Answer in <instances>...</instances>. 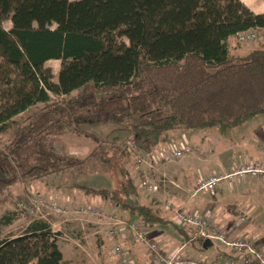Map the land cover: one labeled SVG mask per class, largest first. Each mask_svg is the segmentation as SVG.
Here are the masks:
<instances>
[{
  "label": "trees",
  "instance_id": "16d2710c",
  "mask_svg": "<svg viewBox=\"0 0 264 264\" xmlns=\"http://www.w3.org/2000/svg\"><path fill=\"white\" fill-rule=\"evenodd\" d=\"M251 28H264V13L241 0H0V139L10 138L0 140V199L20 182L72 177L71 187L111 201L140 229L173 224L188 242L170 212L141 202L124 165L120 191L76 182L108 176L110 148L126 160L133 148L90 134L98 149L79 158L50 139L111 124L110 134L130 132L152 151L190 130L225 134L264 115V44L231 51V39ZM50 60L61 62L57 80ZM57 235L33 221L0 238V264H83L65 258Z\"/></svg>",
  "mask_w": 264,
  "mask_h": 264
},
{
  "label": "rangeland",
  "instance_id": "374dc122",
  "mask_svg": "<svg viewBox=\"0 0 264 264\" xmlns=\"http://www.w3.org/2000/svg\"><path fill=\"white\" fill-rule=\"evenodd\" d=\"M10 26V22H5V27L9 28ZM236 39L239 42L238 38ZM237 41L233 42V55L245 54L247 51L259 45L257 42L238 43ZM60 63L59 60H50L47 62V66H50L56 74L55 80H57ZM112 129L113 126L107 124L96 126L93 129L87 128V133L85 134H79L76 130H68L62 136L52 137L50 139V145L57 151L79 158H84L98 149L97 146L99 141H96L90 134L99 136V139L108 135L109 138H107L105 142L106 147L108 142L117 138V145H127L135 151L133 155H130V159L128 158V160H126V158H121L119 152L116 151L115 153V150L110 148V155L112 156H110L111 158L109 159L114 161V166H111L109 171H107L109 172L108 176L106 173L92 175L87 179L81 177L80 179H76L77 183L107 188H110L112 185L115 189H118L117 191H120L119 184L124 178H121L117 173H119L120 167L124 165L125 169L130 171L131 176L135 178L136 184L139 186L140 179L137 170L129 169L128 165L136 153L146 149L142 141L132 140L131 137L133 136H131L130 132L116 131L110 134L109 132ZM9 139L10 138L6 135L2 136L0 140L5 142ZM185 139L192 145L193 152L175 162L159 167L158 170L153 171L154 173L152 176L157 180L165 177L168 181H174L172 177L164 173V169L173 176V173H176L179 165H190L192 169H196V176L190 177L191 187L188 189H180L177 188L176 185L170 186L168 181L164 183V188H162L160 193H152L139 187L141 202L146 204L151 203L158 209L164 211L166 203L168 201H173L176 195L175 192L180 191V193H177L179 197L191 201L189 202V206L192 208L191 210L200 212L210 210L219 221L218 223L220 225H218L220 227L229 226L231 229L232 224L238 221L239 229L247 224H253L255 225L254 228H256L258 216L262 212L264 213L263 174L257 176L245 175V177L236 175L232 178H227L223 180L213 192H196L198 188L196 181L198 178L212 175V173L222 175L233 173L244 160H259V163L264 164L261 162L263 159L262 156H260V144L264 140V115L255 116L242 125V127L227 130L225 134L216 128L213 130H190L189 137ZM260 141L262 142L257 145L256 142L259 143ZM112 142L116 144L114 141ZM130 143L132 146H130ZM167 145L168 143H159V146L152 149V151L160 150ZM243 148L245 149L244 151L242 150ZM61 179L60 175L53 174L47 177V180L20 182L13 186L5 198L3 200L0 199V238L3 239L12 235H20L33 221L46 220L51 224L52 232L58 233V247L66 253L67 257L76 259V256L79 255L76 250L82 251V248L78 247L74 240L84 239L85 241H91L93 240L95 232L98 233L102 231L112 240V247L111 249L108 247V251L110 254L113 253L112 250L115 245L113 242L115 238L108 235V230L111 228L110 224L112 221L106 217L98 216V218L95 215H80L73 213V211L77 209L94 207L103 211L106 215L112 216V214H114L113 205L112 207L110 206L112 202L103 198H99L100 200L94 199L87 201L86 199H93L94 197L90 198L91 195L86 194L84 190L78 187H71L70 184L74 183L72 177L69 178V183L66 182L68 179ZM46 181H49L52 186ZM229 207L240 208V212L244 214H240L239 211H237V214ZM64 210H67L68 213L64 212ZM243 210H245V212H243ZM6 215L11 218V224L7 225L6 218H3ZM116 215L129 219V215L124 214L123 210H119V213L116 212ZM241 217H245V220L241 221ZM93 218H98L100 221H103V223L99 225L97 229L88 230L86 228V223L87 225L91 224L90 220ZM168 218L171 219V216L169 215ZM259 222L260 224H264L262 219L259 220ZM165 228L168 238H171V234L175 232L179 236H184L173 224H165ZM233 228L232 231L235 230V228ZM122 232L124 233V231ZM124 234L126 236L121 235L115 242H120L131 251V246L135 245V239L132 238L134 235L133 233H131L132 236H130L129 233ZM155 239L162 241L160 238ZM159 240L157 241L159 242ZM189 241L191 240L189 239ZM165 243L168 244L166 240ZM216 245H218L217 242L215 246ZM167 246L169 247V245ZM141 247L146 251L144 246ZM199 251L201 252L202 250L199 249ZM166 252L168 254H173L176 251L169 253L168 250ZM194 252H198V250L194 249ZM112 255L113 254H111V256ZM112 260L114 262L116 261V264H118V258L116 256L113 255Z\"/></svg>",
  "mask_w": 264,
  "mask_h": 264
},
{
  "label": "built area",
  "instance_id": "2783aa9c",
  "mask_svg": "<svg viewBox=\"0 0 264 264\" xmlns=\"http://www.w3.org/2000/svg\"><path fill=\"white\" fill-rule=\"evenodd\" d=\"M242 43L245 42H264V28H251L250 30L241 32L237 36ZM130 146L132 144L130 143ZM261 154L264 157V143L261 144ZM193 152V147L186 139L178 142H171L167 146L157 151H142L134 155L128 168L137 170L140 179L139 187L146 189L152 193H160L164 188V183L168 181L165 177L154 179L153 171L159 169L163 165L175 162L184 156ZM264 175V164L253 160H244L237 170L227 175L213 174L207 177H201L198 181L196 192H213L219 184L236 175ZM170 186L176 185L175 181H168ZM178 187V186H177ZM165 210L172 213V221L175 226L183 228L187 231L190 240L210 239L214 245H221L224 248H231L237 255L242 258V264H264V248L257 243L256 240L244 237L233 238L228 232L230 229H222L213 220L208 212H200L187 210L175 203L168 201L165 205ZM61 211V210H59ZM64 212L68 213L67 210ZM73 213L80 215H92L96 217H106L112 221L111 228L108 230V235L113 238H120L124 233H133L134 239L146 245V249L153 264H207L196 258L185 255L181 249L173 254H168L164 251L162 244L155 239H150L147 230H142L139 227V220H129L117 216L116 214L106 215L103 211L94 207L82 208L74 210ZM114 213H116L114 211ZM98 217V218H99ZM245 217H241L244 221ZM124 231V233L122 232ZM59 236V235H58ZM126 236V235H125ZM113 255L116 256L120 264H137L130 249L124 247L120 242L113 247ZM234 264V261H231Z\"/></svg>",
  "mask_w": 264,
  "mask_h": 264
},
{
  "label": "crops",
  "instance_id": "0c3cea01",
  "mask_svg": "<svg viewBox=\"0 0 264 264\" xmlns=\"http://www.w3.org/2000/svg\"><path fill=\"white\" fill-rule=\"evenodd\" d=\"M241 1L248 8H250L254 13H257V14L264 13V0H241ZM234 41H237V39L235 37L232 38L230 41L232 52L234 50L233 49V47H234L233 42ZM257 43L259 45L264 44V42H261V43L257 42ZM259 45H257V47ZM261 142L262 141H260L259 143L256 142V144L258 145ZM262 143H264V140ZM261 144H260V146H261ZM242 150L244 151L245 149L243 148ZM260 152H261V150H260ZM260 156H262V159H263L261 162L264 163V157L261 153H260ZM247 158H249V157H247ZM253 161L258 162L259 160L253 159ZM179 166L177 167L176 173H173L174 174L173 176L171 174H169L168 172H166L165 169H164V173L166 175H169L170 177H172L174 179L175 183L178 186L177 188L188 189L191 187L190 177L196 176L195 175L196 169H192V167L190 165L180 166V167ZM213 174H215V173H212V175ZM208 176H210V175H208ZM203 177H207V176H203ZM200 178H198L196 181L197 185H198V181ZM177 193H180V191L175 192V194H176L174 197L175 200L173 199V201H171V202L175 203L177 206H180L182 208H185V209L191 211L192 208L189 206V204H190L189 202H191V201H189L185 198L182 199L181 197L178 196ZM93 197L94 196H91L90 198H93ZM99 198H101V197L96 196L93 199H86V200L87 201L94 200V199L100 200ZM143 204H146V203L143 202ZM112 205L113 204H111L110 206L112 207ZM146 205L154 206L151 203L146 204ZM229 208H231V207H229ZM233 208H231V209H233ZM113 210L115 212L119 213V210H122V209L119 208L118 206L113 205ZM233 210L235 211V213H237V211H239L240 214H244V213L240 212V208L237 209V207H235ZM123 212H124V214H128L124 210H123ZM203 212H208V214H211L213 220L215 222H217L216 224H219L218 223L219 221L217 220V218L213 215V213L210 210L209 211H202V213ZM243 212H245V210H243ZM114 214H116V213H114ZM169 215H171V218H172V213H168V216ZM260 216H262V217H260ZM122 218H126V217H122ZM128 218H130V216ZM261 219L264 221V213L263 212L258 216V222L256 221V223H257L256 228H254L255 225H253V224H251V225L247 224L246 226L239 229L238 228V224H239L238 221L235 222L234 224H232V228L233 227L235 228L234 231H232V228L230 229L229 226H224L221 228L222 229H224V228L230 229L228 232L230 237H233V238L248 237V238L256 240L257 243L264 248V224H260L259 220H261ZM90 221H91V224L87 225V223H86V228L88 230L95 229V228L97 229L98 226L103 223V221H100L98 218H93ZM147 231L149 233L150 239L160 238L162 240V241H160L159 239H155V240H159V242L162 244V247H163L165 252L169 250V253L170 252L172 253L174 251L181 249L185 255H188L189 257H192V258H196V259H198L204 263H207V264H232L231 261H234V264H242V258L239 255H237L235 253V251L231 248H224L221 245H216V246L213 245L209 249L203 248V250L200 252L199 249L201 248V245H200L199 241L191 240V241L187 242L184 239L185 238L184 236H179L176 232L174 234H171L172 235L171 238H168L167 230H166L165 226L159 225V226L153 227L151 229H148ZM239 234H242V235H239ZM117 238L118 237H116L114 239L113 244H116L115 240ZM165 240L167 241L168 244L165 243ZM74 241H76V244L78 247L82 248V251L76 250V252L79 253V255L76 256V259H78V260H76L73 257H67L66 253L64 251H62V249H61L65 258H67V259H69L75 263H83V264H85V263L116 264V261L114 262L112 260L113 255L111 256V254H113V253L110 254L108 251V247H110V249L112 247L111 246L112 240L109 239L107 237V234L104 233L103 231L98 232V233L95 232L93 240H91V241H89V240L85 241L84 239L83 240H81V239L77 240L76 239ZM135 241H134L135 245L131 246V253H132L134 259L136 260V263L137 264H153L151 259H150V256L148 254L147 249L145 251L144 248L141 247V246H144L146 248V245H144L140 242H137V241L135 242ZM167 245H169V247ZM194 249H197L198 252H194ZM143 250H144V253H143ZM118 264H120L119 260H118Z\"/></svg>",
  "mask_w": 264,
  "mask_h": 264
},
{
  "label": "water",
  "instance_id": "95a60500",
  "mask_svg": "<svg viewBox=\"0 0 264 264\" xmlns=\"http://www.w3.org/2000/svg\"><path fill=\"white\" fill-rule=\"evenodd\" d=\"M214 245V243L210 239H206L203 243L204 249H209Z\"/></svg>",
  "mask_w": 264,
  "mask_h": 264
}]
</instances>
